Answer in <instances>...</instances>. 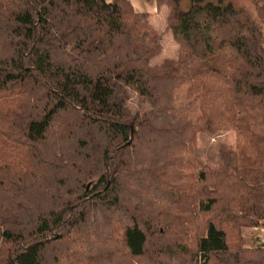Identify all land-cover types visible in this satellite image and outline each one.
I'll list each match as a JSON object with an SVG mask.
<instances>
[{"label": "trees", "instance_id": "1", "mask_svg": "<svg viewBox=\"0 0 264 264\" xmlns=\"http://www.w3.org/2000/svg\"><path fill=\"white\" fill-rule=\"evenodd\" d=\"M154 1L177 46L159 65L130 0H0V264H264L257 235L244 245L264 230L262 32L229 0ZM198 132L235 148L208 168ZM147 173L172 212L141 204Z\"/></svg>", "mask_w": 264, "mask_h": 264}, {"label": "rangeland", "instance_id": "2", "mask_svg": "<svg viewBox=\"0 0 264 264\" xmlns=\"http://www.w3.org/2000/svg\"><path fill=\"white\" fill-rule=\"evenodd\" d=\"M148 1V0H146ZM236 9H240L246 13V15L252 20L257 26H259L262 35H263V45H264V28L260 24L255 8L251 2V0H229ZM149 2V1H148ZM207 2H215V0H207ZM183 10L188 9V0H184L181 5ZM168 15V10L166 7H162L156 16H152L149 19V22L153 28V30L162 34L161 45L162 51L161 54L154 59L152 64L159 65L165 59H174L177 56V46L173 42L171 34L166 32V18ZM177 104H183L184 106L181 109L176 110L177 114H181L179 118L185 121H195L198 115V107L194 106V103L187 104L183 99V96L180 95V98L177 101ZM129 108L133 113L137 114H145L148 116L149 120L154 125H163V126H172L173 120L171 119V115L159 113L154 110L152 106L147 103H142L136 95H133L131 101L129 103ZM175 118V116H173ZM177 117V119H179ZM180 120V119H179ZM176 122V120H174ZM223 146L235 148V135L233 133H223L219 136L210 137L206 134L198 132L196 142L193 144L191 148L192 157L195 160L200 161L205 164L208 168H215L216 164L219 161V149ZM150 185L148 189L145 191V199L144 202L141 203L147 211L151 213H168L172 212L173 206L168 200L165 193L162 191L160 184L155 180V178L150 174H145ZM136 201V200H135ZM246 235L245 238V247H251L252 237L253 235H257V237L261 240H264V230L257 231H244Z\"/></svg>", "mask_w": 264, "mask_h": 264}, {"label": "crops", "instance_id": "3", "mask_svg": "<svg viewBox=\"0 0 264 264\" xmlns=\"http://www.w3.org/2000/svg\"><path fill=\"white\" fill-rule=\"evenodd\" d=\"M134 10L138 13H148L150 17L156 16L158 11L154 0H130ZM168 16V15H167Z\"/></svg>", "mask_w": 264, "mask_h": 264}, {"label": "built area", "instance_id": "4", "mask_svg": "<svg viewBox=\"0 0 264 264\" xmlns=\"http://www.w3.org/2000/svg\"><path fill=\"white\" fill-rule=\"evenodd\" d=\"M262 245H264V240H261Z\"/></svg>", "mask_w": 264, "mask_h": 264}]
</instances>
